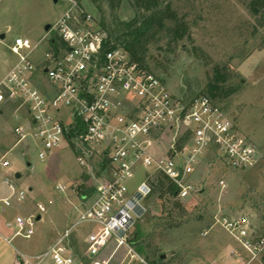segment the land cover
Instances as JSON below:
<instances>
[{"label":"built area","instance_id":"1","mask_svg":"<svg viewBox=\"0 0 264 264\" xmlns=\"http://www.w3.org/2000/svg\"><path fill=\"white\" fill-rule=\"evenodd\" d=\"M65 1L64 12L42 39L15 37L10 49L18 59L0 80V106L18 104L16 118L25 121L14 128L18 143L36 149L41 161L65 143L82 145L78 159L92 180L93 194L76 205L73 226L87 222L96 227L84 236L81 251L67 230L37 255L18 251L20 258L23 264H110L123 249L126 264H174L151 262L131 240L148 212L155 173L173 182L177 197L186 199L197 190L190 181L194 168L209 151L234 170L254 167L258 152L208 95H175L125 46L116 44L82 2ZM46 41L49 48L40 54ZM167 133L173 135L174 154L159 150ZM86 145L98 148L86 151ZM93 153L100 159L97 171ZM10 165L0 160V172ZM5 183L12 194L0 198V210L12 205L13 195L17 201L26 196L8 177ZM219 187H227L224 179ZM56 188L64 193L68 186ZM261 219L264 223V215ZM36 220L33 215L16 217L14 224L8 223L13 237L30 238ZM215 220L251 256L249 261L264 259V232L257 234L248 216L224 213ZM112 246L111 256L103 258Z\"/></svg>","mask_w":264,"mask_h":264},{"label":"rangeland","instance_id":"2","mask_svg":"<svg viewBox=\"0 0 264 264\" xmlns=\"http://www.w3.org/2000/svg\"><path fill=\"white\" fill-rule=\"evenodd\" d=\"M164 1L171 3V12L186 23L188 30L178 41L168 31L157 34L147 46L145 64L172 93L188 99L207 93V86L217 72L224 75L225 80L219 84L223 94L212 100L256 148L259 162L249 169L234 170L209 151L190 177L196 192L186 199L177 197L185 210L183 214L175 211L173 225L164 230L165 236L160 240L161 250L165 260L174 264H264L260 258L249 261L251 256L215 220L219 214H243L248 216L257 234L264 232L261 219L264 215V20L261 17L264 0H259L260 14L251 8L254 0ZM82 3L99 26L111 33L118 27L125 28L123 23L141 17L132 0L120 4L110 0ZM65 8V0H0V35L5 34V38H0V80L17 62L18 57L10 49L15 37L42 39L45 25H52ZM171 24L173 21H169L168 25ZM53 34L52 30L50 35ZM46 43L43 42L39 53L48 50ZM17 106L14 102L0 106V160L11 162L9 168L0 172V181L2 187H8L5 183L8 177L26 196L23 201L12 196V205L0 210V224L6 227V222L14 224L18 216L36 218L41 214L30 238L17 236L12 240L21 252L31 255L45 250L55 236L67 230L74 246L81 251L85 247L84 236L96 227L87 222L73 226L78 218L76 205L84 196L93 194L92 180L78 159L82 145L65 143L41 161L36 149L18 143L14 128L25 121L16 118ZM172 136L165 134L159 147L161 153H175L171 148ZM88 147L97 146L86 145V151ZM28 161L31 165H27ZM92 162L97 171L100 159L95 153ZM18 173L21 177H17ZM159 175L162 174L155 173L151 182ZM221 179L227 183L225 189L219 187ZM58 184L68 186L67 191L59 192ZM40 206L45 207L43 213ZM147 207L148 212L131 233V240L139 241L138 245L133 241L137 252L146 259L143 244L148 242L155 224L171 223L166 221L161 203H147ZM6 228L14 234L12 226ZM113 249L112 246L106 250L103 258L110 257ZM233 252L238 256H233ZM128 259L125 250L120 249L110 264H126Z\"/></svg>","mask_w":264,"mask_h":264},{"label":"trees","instance_id":"3","mask_svg":"<svg viewBox=\"0 0 264 264\" xmlns=\"http://www.w3.org/2000/svg\"><path fill=\"white\" fill-rule=\"evenodd\" d=\"M82 2L83 0H78ZM96 3H101L104 0H91ZM111 2H118L119 4L123 0H110ZM134 7L141 12L140 19L135 18L130 23H123L125 28L118 27L112 33L103 26V28L109 33L110 37L115 41L116 44H121L126 47L132 57L144 65L147 69L149 66L145 64V56L147 53V46L152 38H155L157 34L162 31H168L169 35L173 36L174 41L184 37L186 29V23L179 20L176 14L171 12V3H166L164 0H132ZM262 3L259 0H254L251 3V8L256 14H260ZM264 6V4H263ZM264 20V14L261 15ZM179 20V21H178ZM169 21H173V26H170ZM183 33L180 34V32ZM150 70V69H149ZM151 71V70H150ZM224 75L219 72L216 73L215 79L211 81L207 86V93L211 99H215L219 94L222 93V89L219 86L221 81H224ZM228 93L225 92V95ZM161 203L162 210L166 212V221L171 223L168 224H155L153 231L150 234L148 242L143 244V250L145 255L153 263L157 261H164L162 258L164 255L161 250V241L164 237V230H167L169 226L173 225L175 211L181 214L184 213V207H182L179 199H177V187L168 178L159 175L153 182V189L151 194L146 200L147 203ZM148 208V207H147ZM137 226V225H136ZM167 228V229H166ZM159 239V240H157ZM136 245L139 241L133 240ZM145 243V240L142 241ZM78 250V249H77ZM153 259H151V258Z\"/></svg>","mask_w":264,"mask_h":264},{"label":"crops","instance_id":"4","mask_svg":"<svg viewBox=\"0 0 264 264\" xmlns=\"http://www.w3.org/2000/svg\"><path fill=\"white\" fill-rule=\"evenodd\" d=\"M8 187L7 186L2 187V183L0 181V198H5L10 196L11 191ZM8 223L10 222L5 223L6 227L9 226ZM6 227L0 224V264H23L20 255L18 253V251L20 250L13 244L12 241L14 239L13 234H10ZM61 235L62 234H58L57 236H55L46 249H48L55 242V240L58 239ZM45 250L30 254L37 255Z\"/></svg>","mask_w":264,"mask_h":264},{"label":"water","instance_id":"5","mask_svg":"<svg viewBox=\"0 0 264 264\" xmlns=\"http://www.w3.org/2000/svg\"><path fill=\"white\" fill-rule=\"evenodd\" d=\"M57 1H58V0H55V2H57ZM50 28H51V24H46L45 27H44L45 31H48ZM0 38H1V39L5 38V34H4V33L1 34V35H0ZM27 165H31V163L28 161V162H27ZM17 177H20V174H19V173L17 174ZM41 218H42V215L39 214V215L37 216V220H40ZM162 258L165 259V258H166V255L164 254V255L162 256Z\"/></svg>","mask_w":264,"mask_h":264}]
</instances>
